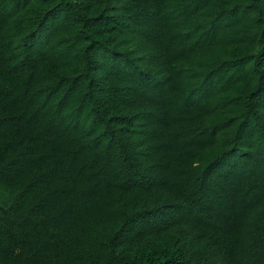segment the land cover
<instances>
[{
  "label": "trees",
  "instance_id": "1",
  "mask_svg": "<svg viewBox=\"0 0 264 264\" xmlns=\"http://www.w3.org/2000/svg\"><path fill=\"white\" fill-rule=\"evenodd\" d=\"M0 264H264V0H0Z\"/></svg>",
  "mask_w": 264,
  "mask_h": 264
}]
</instances>
